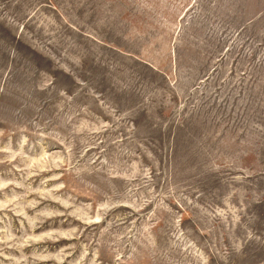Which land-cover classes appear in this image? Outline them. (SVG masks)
I'll list each match as a JSON object with an SVG mask.
<instances>
[{
  "label": "rangeland",
  "instance_id": "rangeland-1",
  "mask_svg": "<svg viewBox=\"0 0 264 264\" xmlns=\"http://www.w3.org/2000/svg\"><path fill=\"white\" fill-rule=\"evenodd\" d=\"M0 264H264V0H0Z\"/></svg>",
  "mask_w": 264,
  "mask_h": 264
}]
</instances>
